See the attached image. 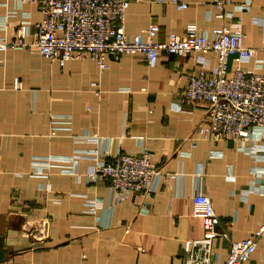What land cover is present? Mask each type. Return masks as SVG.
Returning a JSON list of instances; mask_svg holds the SVG:
<instances>
[{"label":"crops","instance_id":"0c3cea01","mask_svg":"<svg viewBox=\"0 0 264 264\" xmlns=\"http://www.w3.org/2000/svg\"><path fill=\"white\" fill-rule=\"evenodd\" d=\"M179 1L187 6L130 0L125 32L143 34L154 23L156 39L164 40L191 23L210 34L241 19L245 44L264 55V0H227L226 10L233 4L249 10L224 18L217 17L213 0ZM41 19L35 3L0 0V38L13 37L28 20L31 42ZM106 61L102 71L90 57L61 68L33 46L0 49V264H185L184 241L204 233V219L194 211L197 192L210 197L219 216L215 229L225 235L212 249L223 262L231 240L264 224V173L253 172L264 170L262 142L252 154L234 140L198 136L205 107L182 94L199 68L192 55L162 52L153 67L139 52L109 54ZM236 64L229 59V69ZM65 120L68 127L52 125ZM144 148L157 171L151 191L125 198L111 192L109 178L88 176L92 158L78 159L71 173L42 161L78 149L110 161ZM43 218L51 221L45 239L24 232ZM246 264H264V235Z\"/></svg>","mask_w":264,"mask_h":264},{"label":"built area","instance_id":"2783aa9c","mask_svg":"<svg viewBox=\"0 0 264 264\" xmlns=\"http://www.w3.org/2000/svg\"><path fill=\"white\" fill-rule=\"evenodd\" d=\"M37 4L42 19L36 23L33 40L27 42L28 20L20 23V29L11 38H0V49L18 50L26 46L36 47L43 58L56 62L61 68L70 60L90 57L99 71L108 66L109 54L139 52L148 66L156 65L162 52L176 55H192L199 68L191 73L183 89V97L205 107L207 121L198 127L199 137L213 140H234L239 148L249 153L264 149V55L245 44V32L241 19L214 27L210 34L196 24H188L181 34L171 32L164 40L156 39L157 26L151 23L143 34L125 32L123 18L130 0H19ZM176 8L183 9L186 2L172 0ZM217 17H233L235 10H249L248 4H233L225 9L227 0H213ZM210 55L214 56L211 62ZM238 64L229 69V59ZM243 63L251 67H243ZM252 144L248 145L247 142ZM264 151V150H263ZM214 155V153H210ZM72 161L81 157L92 158L94 163L88 176L95 180L110 179L109 188L119 198L132 191L148 194L151 182L157 174L147 149L139 154L120 153L114 160L98 158L95 151L77 150ZM35 158L43 163L59 165L49 157ZM33 161V162H34ZM74 164V163H72ZM71 165V164H70ZM70 167H62L67 169ZM70 173V171H68ZM262 174V168H255ZM96 207L98 203L89 202ZM194 211L204 219L201 238L187 239L183 244L185 264H246L255 251L259 238L264 235V224L249 236L231 240L223 262L213 257V240L221 234L216 231L220 219L208 195H193ZM89 205V204H88ZM49 218L29 224L24 232L35 239L47 236Z\"/></svg>","mask_w":264,"mask_h":264},{"label":"rangeland","instance_id":"374dc122","mask_svg":"<svg viewBox=\"0 0 264 264\" xmlns=\"http://www.w3.org/2000/svg\"><path fill=\"white\" fill-rule=\"evenodd\" d=\"M65 118H67V116H65ZM63 120V119H62ZM67 120V119H66ZM63 121V123H61L60 125H57V124H52L53 126H69V124H68V121ZM53 130V129H52ZM52 130H51V132H52ZM52 136H53V134H51ZM56 136V135H55ZM75 138H79V137H76L75 136ZM79 150V149H78ZM75 151H77V150H75ZM74 151V152H75ZM62 153V152H61ZM72 154V153H71ZM71 154H69V156L67 157V156H62V154H60V156L59 157H55V159H53L54 161H56V162H58L59 163V165H63L62 167H64V166H66V167H70L71 166V168L69 169V168H67V169H62V172H66V173H69L68 171H70V173L73 171V167H74V165L76 164V161L75 162H73L72 161V155ZM50 157V156H49ZM35 158H38V157H35ZM35 158H33V159H35ZM81 158H83V157H81ZM80 159V158H79ZM34 161V160H33ZM35 162V164H39L38 163V160L37 161H34ZM72 163H74V164H72ZM71 164V165H70ZM61 167V168H62ZM50 224H51V221H50V219H49V227H48V233H47V236H48V234H49V228H50ZM32 225H34V224H32ZM46 236V237H47ZM45 237V238H46ZM44 238V239H45ZM39 240H43V239H39Z\"/></svg>","mask_w":264,"mask_h":264}]
</instances>
